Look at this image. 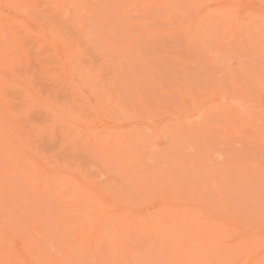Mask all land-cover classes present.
Masks as SVG:
<instances>
[{
    "label": "rangeland",
    "instance_id": "obj_1",
    "mask_svg": "<svg viewBox=\"0 0 264 264\" xmlns=\"http://www.w3.org/2000/svg\"><path fill=\"white\" fill-rule=\"evenodd\" d=\"M0 264H264V0H0Z\"/></svg>",
    "mask_w": 264,
    "mask_h": 264
}]
</instances>
